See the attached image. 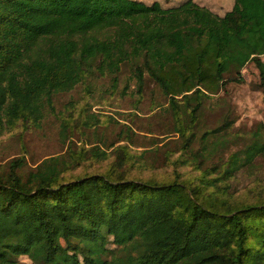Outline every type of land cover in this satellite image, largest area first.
Listing matches in <instances>:
<instances>
[{
  "label": "trees",
  "instance_id": "obj_1",
  "mask_svg": "<svg viewBox=\"0 0 264 264\" xmlns=\"http://www.w3.org/2000/svg\"><path fill=\"white\" fill-rule=\"evenodd\" d=\"M250 62L264 92V0H234L224 15L194 0H0V134L39 126L56 95L88 75L116 81L132 64L139 90L146 72L170 97L184 140L163 179L132 175L126 145L95 172L88 157H110L98 147H71L29 170L24 158L0 164V264H24L21 255L31 264H264V196L229 199L223 179L179 170L221 150L216 135L232 122L199 137L204 99Z\"/></svg>",
  "mask_w": 264,
  "mask_h": 264
},
{
  "label": "rangeland",
  "instance_id": "obj_2",
  "mask_svg": "<svg viewBox=\"0 0 264 264\" xmlns=\"http://www.w3.org/2000/svg\"><path fill=\"white\" fill-rule=\"evenodd\" d=\"M181 1L184 0L163 1V5L167 7ZM194 1L219 15H224L234 5V0ZM144 77L139 90L132 64L122 66L116 81L110 75H88L73 90L56 95L54 109L48 111L39 126L24 128L18 122L0 134V164L24 158L25 169L29 170L49 157L66 154L71 147H98L110 157L99 161L89 156L86 163L91 166L86 170L95 172L106 169L115 156V148L126 145L136 163L132 175L173 177L175 166L167 157L173 154L172 159L178 158L184 140L174 131L170 97L148 73L145 72ZM241 77L236 75V80L230 79L219 93L204 99L196 130L199 137L220 128L226 119L232 122L231 128L216 135L222 142L221 150L211 159L202 160V164L196 158L193 166L188 164L179 170L193 171V175L199 177L208 173L209 178L223 179L217 185L221 190L226 187L229 199L253 202L258 196H264V147L250 156L254 147L264 146V92L253 62L242 69ZM183 99V96L177 97L180 103ZM127 129L131 131L129 137ZM199 146L194 145L196 149ZM144 151L146 164L142 167ZM234 161L237 169L224 179L225 169ZM85 172L79 168L74 175ZM109 247L116 248L112 243ZM19 260L24 264L32 263L26 255H21Z\"/></svg>",
  "mask_w": 264,
  "mask_h": 264
},
{
  "label": "crops",
  "instance_id": "obj_3",
  "mask_svg": "<svg viewBox=\"0 0 264 264\" xmlns=\"http://www.w3.org/2000/svg\"><path fill=\"white\" fill-rule=\"evenodd\" d=\"M154 1H159V2L163 5V1L166 2V3H168V2H170V1H172V0H152V2H154ZM152 2H151V3H152ZM181 2H183V1H181ZM181 2H180V3H181ZM177 4H179V3H177ZM177 4H174V3H173V4L168 5V6H174V5H177ZM163 6H164V5H163ZM168 6H167V7H168Z\"/></svg>",
  "mask_w": 264,
  "mask_h": 264
}]
</instances>
